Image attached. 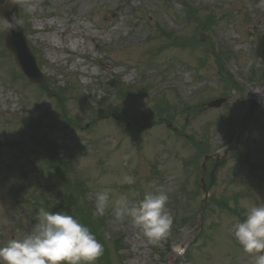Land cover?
Returning a JSON list of instances; mask_svg holds the SVG:
<instances>
[{
  "label": "rangeland",
  "instance_id": "rangeland-1",
  "mask_svg": "<svg viewBox=\"0 0 264 264\" xmlns=\"http://www.w3.org/2000/svg\"><path fill=\"white\" fill-rule=\"evenodd\" d=\"M33 2L37 7L29 12L25 5ZM19 3L45 81L29 82L14 58L1 53L0 42V246L30 233L40 210L53 208L83 224L86 219L109 264H174L177 257L180 264H254L233 233L247 208L264 205V123H259L264 114L248 124L240 154L218 167L205 223L188 209L203 207V194L195 169H185L182 160L196 155L191 137L215 152L230 132L235 135L248 93L260 92L264 100V65L255 54L264 34L259 0ZM3 23L0 16L1 38ZM117 75L124 90L110 87ZM47 80L53 97L40 88ZM224 96L220 106L202 109ZM48 158L64 165L85 206L72 202L66 209L71 201L67 195L61 200L62 177L47 165ZM239 159L248 163L239 165ZM39 160L45 163L36 165ZM125 175L135 183H123ZM205 179L208 183V173ZM185 185L191 189L187 200ZM104 189L111 190L113 201L127 195L130 207L146 193L167 192L168 209L179 220L189 216L184 223L193 235L204 223L202 238L191 249L193 260L173 257L177 244L193 240L177 230L179 223L153 246L114 207L94 216L96 193ZM34 195L49 198L50 208L40 199L37 205L25 200Z\"/></svg>",
  "mask_w": 264,
  "mask_h": 264
},
{
  "label": "clouds",
  "instance_id": "clouds-1",
  "mask_svg": "<svg viewBox=\"0 0 264 264\" xmlns=\"http://www.w3.org/2000/svg\"><path fill=\"white\" fill-rule=\"evenodd\" d=\"M19 6V0H4L0 8ZM264 7V0H259ZM29 12L36 9V3L25 5ZM179 10L181 4H176ZM3 30L11 32L21 29L23 21L12 13L5 18ZM123 183H135L132 176L125 175ZM110 189L96 193L94 216H103L110 206L119 216L130 217L131 222L143 237L153 246L167 239L174 218L167 207L169 196L160 190L149 192L135 206H129L127 195L110 199ZM234 238L243 252L253 258L254 264H264V205L247 208L245 218L235 224ZM104 245L91 229L75 216L65 211L51 212L40 210L38 223L34 229L21 239L12 238L0 246V264H96L104 255Z\"/></svg>",
  "mask_w": 264,
  "mask_h": 264
},
{
  "label": "water",
  "instance_id": "water-1",
  "mask_svg": "<svg viewBox=\"0 0 264 264\" xmlns=\"http://www.w3.org/2000/svg\"><path fill=\"white\" fill-rule=\"evenodd\" d=\"M0 2L4 3V0H0ZM13 7H15V6H6V7L1 9L2 11H4V13L7 15V17L9 19L12 15L11 10L13 9ZM15 39H18L20 41L18 45L20 46L21 50L16 52V55H17V59H18L20 65L22 66V69L27 73V75L30 76V78L32 80L41 81L42 80V74H40L39 70H37V68H36L35 58L29 53V51L25 45V39H24L23 35H20V34L17 35L16 34ZM258 54L263 55V57H264V37L260 40V44L258 46ZM223 101H224V99L212 101V102L208 103V106H210V107L211 106H220ZM254 110H255V106H252L250 114L249 115L246 114V116L244 117L243 127L245 126L247 119L253 118ZM222 162H224L223 159H222ZM222 162H218V164H220ZM213 178H214V173H213ZM210 187L211 186H209V188L206 190V196H208V192L210 190Z\"/></svg>",
  "mask_w": 264,
  "mask_h": 264
},
{
  "label": "trees",
  "instance_id": "trees-1",
  "mask_svg": "<svg viewBox=\"0 0 264 264\" xmlns=\"http://www.w3.org/2000/svg\"><path fill=\"white\" fill-rule=\"evenodd\" d=\"M69 185H70V187H71V193H72V196H73L74 201H75V206H77L78 208L80 207V204H81L82 206H85V204L83 203V202H85V201H84V199L81 198V196H79V195L77 194V192H76V188L73 187V185H72L71 183H70ZM83 194H84V193H83ZM85 203H86V202H85ZM98 221H99V220H95L94 222L97 224Z\"/></svg>",
  "mask_w": 264,
  "mask_h": 264
}]
</instances>
